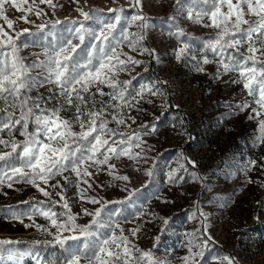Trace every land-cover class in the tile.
Returning a JSON list of instances; mask_svg holds the SVG:
<instances>
[{
  "label": "snow or ice",
  "instance_id": "1",
  "mask_svg": "<svg viewBox=\"0 0 264 264\" xmlns=\"http://www.w3.org/2000/svg\"><path fill=\"white\" fill-rule=\"evenodd\" d=\"M75 2L78 3V0ZM26 3L28 0H0V19L11 30L10 33L4 25H0V187L11 189L14 184L26 183L47 199L35 203L31 199L23 201L30 205L27 210L9 206L0 209V212L21 223L25 217L33 220L35 216H42L51 228L56 229L54 233L34 221L25 224V227L34 226L52 235L53 241L48 243L59 246L62 251L54 260L46 261L38 251H21L16 248L15 245L21 241L0 239V261L19 264L27 256L35 264H160L155 260L152 249L139 248L124 234L125 230L118 219L123 217L124 222H128L124 208L134 203L139 189L129 190L125 187L127 195L116 201L89 197L87 189H80V184L87 185L88 189L92 187L89 182L93 176L89 170L91 168L99 170L101 166H106L109 174L113 175L116 166L110 163L112 160L127 157L139 162L145 159L141 153L146 150V141L140 130L120 131L121 126L130 127L124 118V109L136 108L140 103H151L145 100V96L158 95L156 85L141 84L137 89L132 87L135 77L132 80L119 79L121 72L130 71L133 66L141 63L120 51L122 45L140 54L147 52L151 55L154 51L143 46L149 24L148 17L140 10L141 0H134L133 7L137 11L130 17L122 15V7L110 8L108 11L116 14L108 19H105L101 9L94 8L90 12L77 9L83 20L45 21L36 25L37 33L27 28L15 32L5 6L26 11L20 19L32 24L34 21L29 20L27 15L32 12V7L26 10L22 8V4ZM41 3L54 7L52 0H41ZM41 14L42 10L35 13L38 19ZM177 15L213 28L215 32L206 41L200 42L198 57L192 51L190 41L193 37L187 35L179 23H174L172 27L175 31L171 35L180 42V47L175 50L176 58L193 61L199 72H204V65L214 61L216 78L236 73L237 79L232 82L242 84L251 100L229 107L239 111L250 108L248 119L260 118L256 143L264 144V0H175L173 14L168 19L175 21ZM58 25L67 26L58 33L52 31ZM133 25L139 31H129ZM45 30L53 37L49 44L41 52L32 53L31 57L22 56L21 51L29 47L30 42L20 37L25 34L36 36ZM29 59L31 62L26 63ZM45 86H50L47 99L43 94L32 95ZM104 87L110 91L106 93ZM97 95L101 97L100 100L96 99ZM105 96L107 100L103 99ZM56 97L62 98L61 104L58 107H47V100ZM65 105L75 108L76 114L72 119L61 115ZM111 124L116 127H110ZM74 125H78L80 130L74 131ZM141 130L147 135L156 132L157 126L143 124ZM16 133L24 139L17 140ZM255 166V161L247 165L249 169ZM69 171L76 177L80 199L99 205L93 211L87 208L82 210L85 216L91 218L84 225L79 224L77 216L71 212L64 194V184L59 180L50 184L57 176H61L65 184H70L69 177L64 176ZM146 175L151 179L154 168L147 169ZM114 178L129 180L127 175H114ZM178 178L176 169L167 174L170 184L176 183ZM194 179L199 180L200 177ZM57 188L60 189L56 192L60 200L54 201L49 189L54 191ZM58 205L64 211L57 212L55 209ZM195 207L206 231V215L198 203ZM132 215L135 218L137 214ZM157 219L161 222L159 231L166 232L169 218ZM139 230L137 227L129 231L136 238ZM185 235L187 253L179 258L181 264H202L206 260L204 250L211 242V237L203 236L200 229ZM159 240L160 235H157L155 241ZM68 241H75L76 244L68 245ZM210 264L236 262L233 257L224 255L211 257Z\"/></svg>",
  "mask_w": 264,
  "mask_h": 264
},
{
  "label": "rangeland",
  "instance_id": "2",
  "mask_svg": "<svg viewBox=\"0 0 264 264\" xmlns=\"http://www.w3.org/2000/svg\"><path fill=\"white\" fill-rule=\"evenodd\" d=\"M133 2L134 0H78L76 3L75 0H52V7L47 3L42 4L41 0H28V3L22 4V8L26 10L29 6L32 7V12L27 14L28 19L34 21L32 24L20 19L26 11H17L10 5H6L5 9L9 19L13 21L15 32L27 28L30 32L37 33L36 25L45 21L83 20L77 9L89 12L94 8L101 9L105 19H108L116 14L109 12L110 8L122 7V15L130 17L137 11ZM174 2L175 0H141L140 10L148 17L149 24L143 46L154 50L151 55L147 52L140 54L139 51H130L126 45L120 48V51L141 63L133 66L130 71L121 72L119 79L132 80L135 77L132 80L133 88L138 89L141 84H145L156 85L158 90V95L154 97L145 96V100H150L151 103H140L136 108L124 109V118L130 127L120 128V131L125 132L140 130L146 141V150L141 153L145 159L139 162L127 157L114 159L110 162L116 166L113 175L109 174L106 166H101L99 170L91 168L89 170L93 176L89 182L92 187L88 189L87 185L80 184V189H87L89 197L108 201L124 199L127 195L125 187L129 190L139 189L134 203L124 208V216L128 222H124L123 217L118 219L125 230L124 234L139 248L152 249L155 260L160 264H181L179 258L187 253L185 234L196 229H200L203 236L211 237V242L204 250L206 260L202 264H210L211 257L224 255L233 257L236 264H264V144L256 143L260 118L249 120L250 108L239 111L235 107H229L251 100L242 84L232 82L237 79L236 73L216 78L214 61L204 65V72H199L193 61L176 58L175 50L180 47V42L171 35L175 31L172 27L174 23H179L186 34L193 37L190 43L193 45L192 51L198 57L200 42L213 35L215 29L193 23L179 15L175 21L169 20L168 17L173 14ZM41 10L42 14L38 19L35 13ZM0 25H4L5 30L11 33L2 19ZM66 26L58 25L52 31L58 33ZM129 31L139 30L133 25ZM20 39L30 42V46L20 54L31 57L32 53L41 52L53 37L45 30L36 36L25 34ZM25 62L30 63L31 60ZM48 87L50 86L40 88L32 95L43 94L47 99L50 95ZM103 90L106 93L110 91L107 87ZM92 91L95 92V89ZM96 99L100 100L101 97L97 95ZM103 99L107 100L108 97ZM61 102L62 98L56 97L47 100L46 106L58 107ZM64 108L61 115L72 119L76 114L73 108L67 105ZM176 109L179 113L173 111ZM230 112L235 114L229 115ZM143 124H155L156 132L145 135L141 130ZM110 127L115 128L116 125L111 124ZM73 130L79 131V126L74 125ZM16 139L23 140L24 137L16 133ZM250 161L256 162V166L251 169L247 167ZM149 168H154L151 179L146 175ZM172 169L177 170L179 177L174 184L167 180V174ZM114 175H127L129 180H116ZM64 176L69 177L70 184H65L61 176L50 181V184L57 180L64 184V194L72 214L77 216L79 224H87L91 218L85 216L82 210L87 208L93 211L99 205L80 199L76 177L72 172H65ZM197 176L200 177L199 180L194 179ZM248 180L252 182L249 183ZM49 191L52 192V200H60L56 195L59 188ZM30 199L35 203L47 198L26 183L14 184L11 189L0 187V209L19 206L21 210H27L30 205L22 202ZM197 203L207 218L206 231L195 207ZM55 210L64 211L59 205ZM134 213L137 214L135 218L132 215ZM157 217L169 218L170 224L166 232L159 231L161 222ZM33 221L42 228H49L53 233L56 231L42 216H35L33 220L25 217L21 223L0 212V239L21 241L15 245L19 250L38 251L44 259L54 260L62 249L48 243L53 241V236L47 232L34 226L25 227V224H32ZM137 227L140 230L134 238L129 230ZM157 235H160L158 242L155 241ZM74 244L75 241H68V245ZM23 263L35 264L27 256L19 262ZM0 264L13 262L5 260L0 261Z\"/></svg>",
  "mask_w": 264,
  "mask_h": 264
},
{
  "label": "trees",
  "instance_id": "3",
  "mask_svg": "<svg viewBox=\"0 0 264 264\" xmlns=\"http://www.w3.org/2000/svg\"><path fill=\"white\" fill-rule=\"evenodd\" d=\"M73 108V107H72ZM64 111H66V109L64 108ZM73 111H75V108H73ZM175 113H179V110L178 109H176V110H173ZM177 115V114H176ZM177 117H178V115H177ZM58 250H60V248H58ZM45 260H46V258H45ZM47 261V260H46ZM23 264H26V263H23Z\"/></svg>",
  "mask_w": 264,
  "mask_h": 264
}]
</instances>
